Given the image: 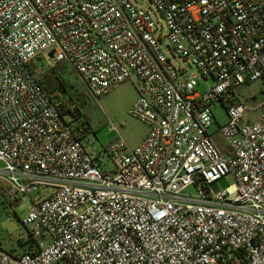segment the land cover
Returning <instances> with one entry per match:
<instances>
[{
  "label": "built area",
  "instance_id": "1",
  "mask_svg": "<svg viewBox=\"0 0 264 264\" xmlns=\"http://www.w3.org/2000/svg\"><path fill=\"white\" fill-rule=\"evenodd\" d=\"M61 61L96 98L136 85L149 132L108 148L113 169L88 151L75 104L63 113L38 79ZM260 79L264 0H0V183L49 190L23 219L37 251L0 247V264H264V97L240 91ZM219 102L226 153L210 131Z\"/></svg>",
  "mask_w": 264,
  "mask_h": 264
},
{
  "label": "rangeland",
  "instance_id": "2",
  "mask_svg": "<svg viewBox=\"0 0 264 264\" xmlns=\"http://www.w3.org/2000/svg\"><path fill=\"white\" fill-rule=\"evenodd\" d=\"M142 6H148L149 0H133ZM168 42L163 45V51L173 59L178 65H184L189 70H196L194 66H189L179 55L173 56ZM39 64L40 60L38 61ZM45 64V63H44ZM49 67H47L48 69ZM43 69V68H42ZM40 71L39 74H42ZM67 83L66 89L60 94L72 104H75L77 121H84L88 118V131L84 138V142L95 157H98L100 167L103 170H110L115 167L113 158L107 153L108 148L117 143L121 138L127 142L130 147L138 146L149 132V125L131 112V107L138 97V90L133 81H124L117 87L112 89L108 94L96 98L92 95L85 82L79 75L69 67L63 75ZM214 82L210 77L199 85V90L204 92L208 84ZM243 99L247 100L250 106H257L264 97V80H256L251 83L244 84L240 87ZM76 96H84L86 99V107L83 113L79 109ZM58 101L61 99L56 97ZM215 117L210 131L214 134V139L218 143L223 152L229 149L228 140L220 129L228 121L227 109L219 102L214 107ZM258 119L259 111H248L247 119ZM115 126L116 129H113ZM236 180L232 175H227L219 181L221 188H226ZM1 185V183H0ZM3 186V185H2ZM7 187V186H6ZM1 189L0 191V247L8 252L24 253L25 249L20 246L21 241L28 238L30 227L26 226L23 219L26 217L32 199H39L49 193L35 192L31 196L20 194L16 190L10 188ZM191 193L197 190L191 187Z\"/></svg>",
  "mask_w": 264,
  "mask_h": 264
},
{
  "label": "trees",
  "instance_id": "3",
  "mask_svg": "<svg viewBox=\"0 0 264 264\" xmlns=\"http://www.w3.org/2000/svg\"><path fill=\"white\" fill-rule=\"evenodd\" d=\"M30 64H31L32 69L36 71L39 66V63L37 61H32ZM68 68H69V65L65 61H61L57 65L49 67L42 74L38 75V79L40 83L52 95L56 103L62 109L63 113H66V111L69 109V107H67V104L69 106L72 105L71 101H68L66 97L60 94L66 89L67 83L65 82L63 75L67 72ZM56 97L60 98L61 100L58 101ZM87 121H88V118H85V122ZM2 188L5 189L4 185L2 186L1 184L0 191ZM20 246H22L25 249L24 253L26 252L34 253L37 251V241L33 237L31 230H29L28 238L24 241H21ZM11 253L18 254L12 251Z\"/></svg>",
  "mask_w": 264,
  "mask_h": 264
},
{
  "label": "water",
  "instance_id": "4",
  "mask_svg": "<svg viewBox=\"0 0 264 264\" xmlns=\"http://www.w3.org/2000/svg\"><path fill=\"white\" fill-rule=\"evenodd\" d=\"M49 56L50 57H53L54 56V51H51L49 53ZM76 101L80 104V107H82V108L86 107V99H85L84 96H78V97H76Z\"/></svg>",
  "mask_w": 264,
  "mask_h": 264
},
{
  "label": "flooded vegetation",
  "instance_id": "5",
  "mask_svg": "<svg viewBox=\"0 0 264 264\" xmlns=\"http://www.w3.org/2000/svg\"><path fill=\"white\" fill-rule=\"evenodd\" d=\"M76 97H78V96H76ZM78 103V102H77ZM79 104V103H78ZM79 109H80V111L83 113V110L85 109V107L84 108H82V107H80V104H79Z\"/></svg>",
  "mask_w": 264,
  "mask_h": 264
}]
</instances>
